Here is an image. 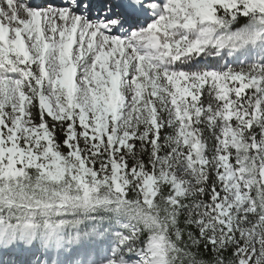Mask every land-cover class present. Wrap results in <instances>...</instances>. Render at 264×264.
<instances>
[{"label": "snow or ice", "instance_id": "6c2138e0", "mask_svg": "<svg viewBox=\"0 0 264 264\" xmlns=\"http://www.w3.org/2000/svg\"><path fill=\"white\" fill-rule=\"evenodd\" d=\"M0 264H264V0H0Z\"/></svg>", "mask_w": 264, "mask_h": 264}]
</instances>
